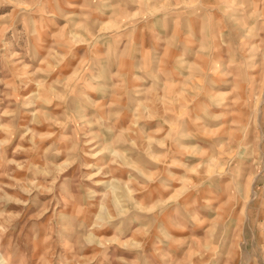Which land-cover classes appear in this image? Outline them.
Returning <instances> with one entry per match:
<instances>
[{"label":"rangeland","instance_id":"rangeland-1","mask_svg":"<svg viewBox=\"0 0 264 264\" xmlns=\"http://www.w3.org/2000/svg\"><path fill=\"white\" fill-rule=\"evenodd\" d=\"M0 264H264V0H0Z\"/></svg>","mask_w":264,"mask_h":264}]
</instances>
